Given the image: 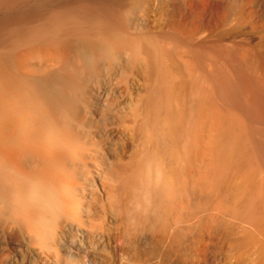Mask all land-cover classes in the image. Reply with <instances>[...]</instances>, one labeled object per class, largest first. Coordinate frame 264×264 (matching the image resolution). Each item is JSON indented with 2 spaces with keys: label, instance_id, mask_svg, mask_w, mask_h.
I'll return each instance as SVG.
<instances>
[{
  "label": "bare ground",
  "instance_id": "1",
  "mask_svg": "<svg viewBox=\"0 0 264 264\" xmlns=\"http://www.w3.org/2000/svg\"><path fill=\"white\" fill-rule=\"evenodd\" d=\"M168 1L0 0V235L21 238L37 251L40 264H60L54 241L76 221L78 209L92 214L91 203L100 195L132 226L151 220L177 242L193 227L206 235L222 229L241 245L259 241L258 262L264 264V169L254 159L259 150L208 81L186 84L183 74L191 78L197 68L192 54L179 55L186 65L178 81L184 89L176 94L165 79L168 67L158 65L159 78L170 85L155 84L145 101L146 165H112L99 153L109 130L130 129L141 115L123 70L135 65L140 36L117 32L136 28L133 8L146 11ZM101 2L110 15L103 14ZM167 12L166 24L175 33L179 22L172 25ZM152 50L148 56L156 63L158 51ZM34 52L54 67L30 72Z\"/></svg>",
  "mask_w": 264,
  "mask_h": 264
},
{
  "label": "rangeland",
  "instance_id": "2",
  "mask_svg": "<svg viewBox=\"0 0 264 264\" xmlns=\"http://www.w3.org/2000/svg\"><path fill=\"white\" fill-rule=\"evenodd\" d=\"M172 1H168V6L164 5L160 8L152 5L146 11H143V8L141 10V7L133 8L132 15L138 17L135 25L137 29L123 32L115 29L116 31H114H118L117 34L119 33V35L123 33L128 38L136 39L140 36L139 43L138 38L136 41L133 39V42L135 41L134 44L139 45V47H136L137 51H139H136V54L134 53L137 59L136 66H131V70H128L130 69L129 67L123 66V70H125L124 73L128 74L127 79L125 78L127 81H125V84L131 89V97L132 99L133 97L135 98L133 101L135 100L134 102L139 103L141 115H139L138 123L136 122L135 124L136 126L130 129L124 126L109 130L104 141L105 145L99 148V153L101 152L100 154L105 157L104 160L106 159L112 165L131 166L141 163V165H146L147 160L144 150L147 146L144 143L141 127L145 101L150 96L152 90H155L153 88L155 84L161 88L171 84V92L174 91V94H176V89L177 93H179V90L184 89V85L181 86L182 84L180 85L179 83V80H181L179 72L184 73L183 70L185 71V69L183 66L186 63H183L182 59L180 61L179 55L182 52H187L189 55L192 54L190 55L191 59L193 57L194 60L192 61L197 63V68L194 70L195 73L191 78L187 76L188 74H183V76L189 77H184L186 82L188 81L186 84L190 87V82L193 81L191 84L197 83L202 85L204 83L203 86H205L204 81H208L210 87L215 91L216 95L213 94V96H217L222 101L217 100L222 107L225 108L227 106L228 108L226 107V109L233 110L232 112L236 111V116L242 121L244 127H247L251 144L255 145L252 148L255 151L259 150L260 154L258 151L255 152L257 153L255 154L257 158L254 157L255 165L258 164L260 168L264 169V0ZM103 4L106 5V3H100V5L104 6ZM106 6H104L106 9H104L103 14L107 15L109 14L108 12L111 14L112 10L109 7L107 9ZM100 10L102 11V9ZM163 11H168L167 13L170 15V19H172L170 21L172 25L176 24L174 26L177 27V23L179 22L178 24L184 29L181 30V27L178 25V31L175 30L174 33L172 27L170 29L169 25L166 24L167 17L165 16L167 15H164ZM138 12H140L139 14L142 17L140 15L137 16ZM165 30H167V33H165ZM180 30L182 32L185 31L186 35H184L185 33L182 34V32L179 34ZM134 33L139 36L136 37ZM192 33L194 34L192 35ZM162 35H165V38ZM166 35L168 36L166 37ZM163 40L165 41L164 43ZM188 44H194V47L192 46L191 49V46ZM203 45L206 46L204 47ZM177 46H180L179 49ZM195 47L197 48L196 50L194 49ZM200 48L202 51H200ZM151 49H155V52L158 51L159 63H157L158 61L152 63V59L149 57ZM208 50L210 53H208ZM36 53L34 52V55H31L33 58L30 57V72L34 71L33 68L36 71L40 67L45 68L48 65L42 59V55L44 54L40 52V54L37 53L36 55ZM187 54L184 55L187 56ZM209 54L211 55L210 58L212 57L211 59L208 57ZM123 55L120 54L121 61L126 64V57ZM189 55V60L187 61L191 62ZM223 55H227V59ZM231 58L234 61H231ZM202 60L204 61L202 62ZM226 61L229 63L227 64ZM238 63L242 65L240 66ZM50 64L48 68H53V64L51 66ZM160 64L161 66L159 67L158 65ZM174 64L175 66L178 65L175 67ZM162 65L164 69L168 67L165 79L168 77L170 84L168 80L163 79V76L159 78V70ZM158 67L160 68L159 70ZM230 67L231 69L229 70ZM178 68L181 70L178 71ZM164 69H162V72ZM229 71L230 73H228ZM176 82L177 84H175ZM221 83L223 84L221 85ZM208 84H206V88ZM160 91L156 92L158 96L160 95ZM161 100L163 101V98ZM262 171L264 172V170ZM262 174L264 176V173ZM94 180L95 183L96 179L94 178ZM116 202V205L121 207L123 200L119 195ZM108 206L106 199L103 195H100L91 203L92 214H86L81 209H78L74 216L76 221L72 220L71 224L64 228L54 241V247L60 264H66L68 260H71L74 264H259V258L257 257L258 250L261 248L259 241L255 242V245L253 243H249L247 246L241 245L242 243L239 244L238 241H233L230 236L226 237L228 234L222 229L218 231L215 229L214 232L212 231L213 234L210 232L209 235H206L200 228L193 227V231L188 230L191 235L187 232L184 240L177 242L170 239L169 234L162 227L160 228L157 224L153 223V221H136L133 224L134 226H132L120 210L113 208L111 211ZM198 229L202 233H198L197 236ZM200 235H202L201 238L203 239H200ZM4 246H7L8 249H5ZM247 249L250 250L248 253L245 251ZM242 253L245 254L243 255ZM1 255L4 256L2 257ZM0 264H40V262L38 261L37 251L32 246L27 245L21 238H7L0 235Z\"/></svg>",
  "mask_w": 264,
  "mask_h": 264
}]
</instances>
